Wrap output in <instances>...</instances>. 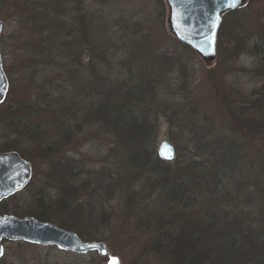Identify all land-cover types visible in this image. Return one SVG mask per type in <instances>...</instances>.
<instances>
[{
    "label": "trees",
    "instance_id": "obj_1",
    "mask_svg": "<svg viewBox=\"0 0 264 264\" xmlns=\"http://www.w3.org/2000/svg\"><path fill=\"white\" fill-rule=\"evenodd\" d=\"M74 1L72 3L71 0H12L14 11L12 16L20 23L27 24L30 31L25 40L21 39V49L25 51L21 58L18 57L19 62L15 68L19 82L24 83L27 76L29 91L35 90L37 99L15 95L14 79L3 63L9 79V90L5 99L7 105L4 107L5 101L0 104V111L8 115L9 109L12 108V129L19 130L24 138L28 139L31 136V140L28 141L32 143L34 141L38 145L35 146V151L19 147L16 141L12 142L8 138V131V140L0 142V151L15 150L28 160L38 155L46 159L53 156L56 151L57 153L68 151L70 147L64 146L71 141L73 143L71 147L76 146L79 129L84 130L86 126L84 120L88 119L90 124L104 117L107 134H111L115 139L112 155L126 159L127 165L124 171L121 169L120 172L116 171L119 175L112 179V182H107V187L114 188L116 181H123L120 176H125L124 181L127 184L123 185V204L128 207L138 191L146 189L148 186L146 182L153 178L159 181L158 188L147 196L148 199L157 192L158 198L153 200L154 205L146 204L147 208H143L145 215L139 221L145 223L152 233V238L148 241L150 249L155 254L165 253L163 256L167 258L169 264H264V204L261 201L260 205H251L254 194H260L264 199V178L255 180V171L258 172L256 165L262 167L259 172H264V161L258 163L259 158L257 161L246 159L249 155L242 144L243 135L254 138L258 134L264 142V85L258 91H254L251 98L245 100L246 103L244 101L235 103V100L230 102L226 99V121L234 131H243L241 139L220 135L202 143L204 134L201 136L200 129L195 128L196 140L192 142L195 144L191 156L180 161L178 158L181 153H178L175 159V165L183 167L181 173L177 175L170 161H165L157 155L154 144L156 137L154 122L157 113L166 114L165 111L169 110L173 103L181 105L187 102L186 108L189 113L196 110L195 107H189V94L180 95L177 92L171 97H164L161 92L163 83L161 88L156 87L158 80L155 78L157 76L166 78L174 61L179 60L176 51L165 47L152 49L153 47L141 43L137 50L148 48L145 52L151 65L147 71L138 66L134 55L128 56L122 62L129 66L126 78L129 77L131 82L126 80L117 84L118 88L113 87L111 94H103L110 86L104 83L93 84L96 80L102 79V75L93 71L95 67L90 66L91 73L87 75L80 71V68L84 67L79 66V53L89 41H85L82 0ZM157 1L163 6L162 0ZM241 9L231 10L223 15L218 30L217 49L221 46L220 34L226 14H235ZM0 17L3 19L1 14ZM14 33L16 32L13 31L12 35ZM3 37L2 35L0 38V48L4 46ZM247 38L239 32L236 34L233 44L236 52L251 51L252 46ZM259 39L260 36L255 40H258V43L262 42ZM256 43L257 41L253 47ZM180 44L185 49L188 48ZM262 46L264 47L263 42ZM256 48L260 50L261 45ZM258 49L252 51L256 52ZM1 54L4 55L2 50ZM261 60H264V56ZM55 66L59 70V76L64 74V77L52 76L51 79H47L40 75L44 69ZM46 80L52 85L57 83L55 87L61 86V90L56 92L46 89L44 87ZM80 86H83L84 95H80L78 91ZM92 93H96V96L92 97ZM59 95L60 100H55ZM152 99H159L156 102L161 109L154 107L152 110H144L147 101L150 102ZM160 103H163V106ZM100 104L105 108H99ZM39 107L50 111L52 118L49 125L32 122L31 118L36 116ZM174 112L175 109H172L171 114L167 116L168 121ZM208 124L204 123L201 128L207 127ZM189 125L192 127V124ZM4 133L6 134V132L1 134ZM57 163L65 172L66 185L62 196L54 205L42 193H38L34 197V208L27 215L56 223L51 217V212L69 209L71 200L75 203L70 208L73 213L71 224L84 221L80 215L91 218V206L86 212L85 207L76 200L78 194H82L87 187L83 183L70 181V178L79 173L80 166H77L76 160L69 159L64 161L60 158ZM110 171V169L107 171L106 179L112 174ZM231 177L233 186L230 188L233 191L228 189L229 186L227 187L225 182ZM139 179L146 181L137 189L134 181ZM149 186L153 187V183ZM83 194L85 197L83 201L93 199L92 194ZM203 205L205 206L202 207ZM244 206L250 211L243 212ZM252 206L257 208L255 213L251 209ZM137 207L138 205L134 211ZM249 212L254 214L248 217ZM56 224L74 231L86 241L99 239L96 234L89 233L84 237V226L77 229L66 222ZM105 260L106 257L104 263Z\"/></svg>",
    "mask_w": 264,
    "mask_h": 264
},
{
    "label": "rangeland",
    "instance_id": "obj_2",
    "mask_svg": "<svg viewBox=\"0 0 264 264\" xmlns=\"http://www.w3.org/2000/svg\"><path fill=\"white\" fill-rule=\"evenodd\" d=\"M71 2L75 1L71 0ZM162 2L163 6L158 4L157 0H82V13L85 21L84 35L85 41H89V44L80 50L79 66L86 67L85 69L80 68V71L86 75L91 73L90 66L95 67L93 71L102 75V79L101 81L96 80L93 84H108L110 87L105 89L106 92L103 94L109 95L112 93L113 87L118 88L117 84L126 80L131 82L129 77L126 78L129 66L122 62L125 58L134 55V59L137 58L138 66L146 71L151 65L145 52L148 48L137 50L141 43L153 47L152 49L165 47L176 51L179 60L174 61L166 78L165 76L155 78L159 81H156V87L161 88V83H163L161 92L164 97H171L177 92L180 95L189 94V107H195L196 110L189 113L186 108L187 102L181 105L173 103L170 109L165 111L166 114L157 113L158 116L154 122L156 128L154 144L155 149L163 140H168L174 145L176 153L174 160L170 161V165L179 175L183 167L175 165V159L178 153H181L178 158L180 161L191 156L195 144L192 142L196 140L195 128L200 129L201 136L204 134L202 143L220 135H224L226 138L234 136L241 139L243 131H234L226 121V99L230 102L235 100V103L241 101L246 103L245 100L251 98L254 91H258L264 85V60H261V57L264 56V47L262 46V42L264 43V0H246L239 7L242 8L240 11L235 14H226L220 34L221 46L217 49L215 59L209 63H205L190 47L188 48L191 51L188 48L185 49L170 32L167 23L168 8L165 0ZM12 3V0H0V14L3 17L2 35L5 41L1 48L4 53L2 55L3 63L14 79L15 95L22 98L27 97V99L30 96L35 100L37 94L33 89L29 91L27 76H25L24 83L19 82L17 68H15L16 63L19 62L18 57L21 58L25 51L21 49V39L25 40L30 35V31L27 24L20 23L17 18L12 16L14 12ZM13 31L16 33L12 35ZM238 32L248 37L246 40L252 46L251 51L236 52L234 50L233 44ZM259 36V40H262V42L259 41L260 44L258 40H255ZM255 41L257 43L253 47ZM258 45H261L260 50L256 48ZM255 49L258 51L253 52L252 50ZM134 66L132 67L134 68ZM40 75L47 79H51L52 76L53 78L64 77V74L59 76L57 66L44 69ZM56 84L52 85L46 80L44 87L58 92L61 90V86L57 88ZM82 87L80 86L78 89L80 95L85 94ZM60 96H57L55 100H60ZM94 96L96 93H92V97ZM156 101L159 99L147 101L144 110H152L154 107L161 109ZM5 102L4 107L7 105V101ZM160 104L163 106V103ZM97 106L98 104L96 109H98ZM99 108L104 109L105 106L100 104ZM172 109H175V112L168 121L167 116L171 114ZM37 110L36 116L31 118L32 122L44 126L49 125L50 118H52L50 111L42 107ZM8 115L0 111V132H6L3 135L2 132L0 133V142L9 138L12 142L16 141L19 147H27L28 150L35 151V146L38 143L28 141V139L31 140V136L28 139L24 138L19 130L12 129V108L9 109ZM154 115L151 114V116ZM84 122L86 126L84 130L79 129L76 146L71 147L73 145L71 141L64 146V148L70 147L68 151L63 152L64 154L56 151L53 156L46 159H42L39 155L33 156L34 159H29L35 168L32 182L22 193L12 196L4 209L17 216H26L29 211L33 210L34 197L41 191H44L43 195L47 196L46 199L55 205L62 196L63 188L66 185L65 172L62 166H58L59 162L57 163V161L60 158L64 161L66 159L76 160L77 166H80L79 173L74 178H70V181L78 184L83 183L87 187L83 193L92 194L93 199L87 201H83L85 199L83 193H79L76 199L85 207L86 212L91 206L92 216L88 218L85 215H80L85 222L71 224L73 220L71 214L73 213L70 208L75 203L70 200L69 209L51 212V217L55 222H66L77 229L84 226V237L88 236V233L96 234L99 237L96 241H104L110 253L119 257L121 264H169L167 258L163 256L165 253L155 254L150 249L148 240L152 238V233L145 223L139 222L145 215L143 208H147L146 204L150 203L149 206H152L155 204L153 200L158 198L157 192L148 199L147 196L152 193V190L158 188L159 181L153 178L146 182L148 185L146 189L139 190L130 205L125 207L123 185L127 184L124 181L126 177L120 176L123 181H116L114 188L107 187V182H112V179L119 175L116 171L125 170L126 159L112 155L114 154L112 148L115 139L111 134H107L104 117L92 121L94 123L88 124V119ZM204 123L209 124L206 125L207 127L201 128ZM189 124H192V127ZM243 136L242 144L249 155L246 159H256L257 161L259 158L258 163L263 162L264 142L261 141L262 137L258 134L255 136L256 138ZM256 168L258 172L255 171V180L263 179L264 172H259L262 167L256 165ZM109 169L112 174L106 179ZM233 176L235 177L237 174ZM145 181L146 179L135 180V188L140 189L138 186L143 185ZM225 182L227 187L229 186L228 189L233 191L230 188L233 186V178L231 177ZM152 183L153 187L149 186ZM261 201L264 204L261 195L254 194L251 205H260ZM137 205V210L134 211ZM197 208L198 206H196ZM251 209L254 213L257 211L256 206H252ZM244 211L250 210L244 206ZM254 213L248 214V217ZM103 261L104 257L98 255L96 251L79 254L61 250L54 245L12 241L6 244L0 264H107L108 258L106 257L105 263Z\"/></svg>",
    "mask_w": 264,
    "mask_h": 264
},
{
    "label": "water",
    "instance_id": "obj_3",
    "mask_svg": "<svg viewBox=\"0 0 264 264\" xmlns=\"http://www.w3.org/2000/svg\"><path fill=\"white\" fill-rule=\"evenodd\" d=\"M246 0H165L168 8L167 23L170 32L181 43L189 46L199 57L209 63L216 57L218 29L222 16L227 11L241 7ZM3 22L0 18V37ZM9 89L0 51V104ZM175 147L163 140L157 147L158 156L166 161L175 158ZM170 157V158H169ZM31 176L29 163L16 151H0V200L21 190ZM25 241L39 245H54L57 248L84 254L96 251L108 256L107 264H121L117 255L110 253L104 241H84L75 232L59 227L55 223L39 220L33 216H0V240ZM3 247L0 244V255Z\"/></svg>",
    "mask_w": 264,
    "mask_h": 264
},
{
    "label": "flooded vegetation",
    "instance_id": "obj_4",
    "mask_svg": "<svg viewBox=\"0 0 264 264\" xmlns=\"http://www.w3.org/2000/svg\"><path fill=\"white\" fill-rule=\"evenodd\" d=\"M25 160L29 163V165H30V167H31V176H30V178H29L27 184H26L21 190H18V191H16L15 193H13V194L7 196L6 198H3V199L0 200V216H4V215H12V213H10L7 209H4L5 206H6V204H7V202L9 201V199H10L12 196H14V195H18V194L22 193V192H23V191L29 186V184L32 182V177H33V174L35 173V168H34L33 163H32L30 160H28V159H25ZM41 193H42V194H45L44 191H41ZM46 197H47V196H46ZM10 242H12V241H9V240H6V239H2V240H0V244H1L2 247H3V252H2V254L0 255V263H1V261L3 260L5 246H6V244H8V243H10ZM17 242H19V241H17Z\"/></svg>",
    "mask_w": 264,
    "mask_h": 264
},
{
    "label": "snow or ice",
    "instance_id": "obj_5",
    "mask_svg": "<svg viewBox=\"0 0 264 264\" xmlns=\"http://www.w3.org/2000/svg\"><path fill=\"white\" fill-rule=\"evenodd\" d=\"M229 6H230V7H235V6H236L235 0H234V2L231 3ZM169 158H170V157H169ZM112 264H115V261H113Z\"/></svg>",
    "mask_w": 264,
    "mask_h": 264
}]
</instances>
